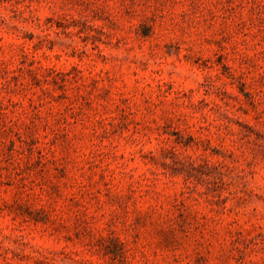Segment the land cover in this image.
<instances>
[{"label":"rangeland","instance_id":"374dc122","mask_svg":"<svg viewBox=\"0 0 264 264\" xmlns=\"http://www.w3.org/2000/svg\"><path fill=\"white\" fill-rule=\"evenodd\" d=\"M0 264H264V0H0Z\"/></svg>","mask_w":264,"mask_h":264}]
</instances>
